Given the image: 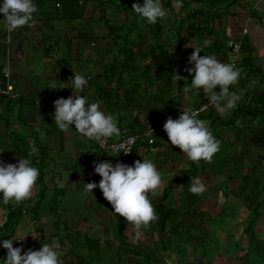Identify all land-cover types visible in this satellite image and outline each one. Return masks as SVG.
I'll use <instances>...</instances> for the list:
<instances>
[{"label":"crops","instance_id":"1","mask_svg":"<svg viewBox=\"0 0 264 264\" xmlns=\"http://www.w3.org/2000/svg\"><path fill=\"white\" fill-rule=\"evenodd\" d=\"M96 1L101 0H91L84 17L75 19L65 15L64 11L73 12L74 9L73 6L67 9L61 6L62 0H34L38 11L33 14V23L11 33L0 26V80L12 84L19 96L16 100L0 98V160L15 163L18 156L30 155L38 169L44 156L48 160L47 188L39 182L38 176L31 197L25 200L28 214L19 223L25 227L31 225V234L36 236L25 238L29 247L34 249L41 240L50 242L57 238L62 245L61 250L66 249L61 237L63 225L58 215L90 237L104 241L111 239L118 245L111 233L114 227L110 226H119V219L124 217L112 212L110 203L99 188L93 189L94 195L85 197L81 194L85 183H98L101 179L94 173V161L110 160L115 164L119 160L131 165L138 159L152 160L162 177V187L156 195L148 193L153 205H166L167 201L162 199L164 192H174L176 185H184L185 188L182 178L191 161L178 146L168 144L166 133L156 134L152 139L144 137V133L151 125L164 124L168 117L177 118L185 107L197 110L208 104L202 92L198 96L183 91L190 86L184 81L191 79L186 68L190 67L187 60L194 50L193 45H206L200 55L215 56L223 63L230 60V41H241L243 46L241 76L235 85L230 86L241 99L225 114L217 113L213 107L214 129L219 126V132L210 131L220 142V149L225 144L229 145L224 148L232 150L235 161L222 177L217 172L215 160V173L205 184L207 195L202 197V193L198 194V202L205 211L213 204L219 206L224 199L223 186L226 191L231 188V192L225 191V196L230 194L236 200L234 204L238 203L240 215L244 207L248 214L250 201H246V197L253 198L254 186L264 183V0H162L167 15L162 18L164 29L161 32L149 31L146 25L137 24L135 15L125 11L118 13L123 19L111 18L108 12L114 7L97 10ZM132 2L142 4L143 0ZM194 11L201 12V31L194 36L183 31L181 36H177L175 25ZM116 21L127 24L118 35L119 43L113 40L114 35L110 32L111 23ZM204 22L210 25L206 26ZM129 23L132 24L131 29ZM179 38L183 39L180 47L178 43L176 45ZM223 38L227 43L219 47L217 42ZM144 40L150 41L146 44ZM155 42L169 49L170 56L164 62L148 56L150 45L152 50ZM118 47V57L112 56L113 49ZM123 48L133 49L135 57L128 60ZM73 71L88 78L86 91L89 99L101 102V108L116 118L121 133L130 128L141 135L137 149L128 158L109 155L96 141L82 138L72 129L60 131L56 127L53 121L54 101L73 94L70 88L56 86L67 83L73 77ZM175 72L188 78L173 84ZM209 124L207 122L208 129ZM122 135L112 139L119 140ZM245 177L247 187L251 189L247 192L239 187ZM56 189L63 191L58 215L51 205ZM192 196H189L190 201ZM260 198L264 199V192ZM40 200L39 233L36 234L32 211ZM7 209V205L0 203V226L5 222ZM171 209L165 212H172ZM194 209L191 206L188 214ZM190 220L191 215L185 221ZM263 222L264 219L258 226H264ZM124 224L133 226L125 219ZM130 229L135 240L145 238L142 229ZM107 232L110 235L107 236Z\"/></svg>","mask_w":264,"mask_h":264},{"label":"clouds","instance_id":"2","mask_svg":"<svg viewBox=\"0 0 264 264\" xmlns=\"http://www.w3.org/2000/svg\"><path fill=\"white\" fill-rule=\"evenodd\" d=\"M132 10L138 17L152 24L167 15L162 0H143L142 4L136 2L133 3ZM37 11L34 0H0V13L3 14L0 26L9 33L14 32L33 23V14ZM193 46L194 50L187 60L190 67L186 68L191 79L184 81L190 86L185 87L183 91L198 96L202 92L208 100V105L214 107L217 113L229 112L241 99L237 92L230 91V86L235 85L241 76L240 70L232 63L219 61L215 56H201L200 52L204 51L206 45ZM73 73L67 83L56 86L61 89L70 88L73 94L54 101L53 121L60 131L72 129L80 137L96 141L104 147L112 138L121 136V128L116 118L101 108L100 101L89 99L86 91L88 78L84 74L74 71ZM182 78L188 77H182L175 72L172 83L175 84ZM163 128L168 144L178 146L191 162H211L214 154L219 151L220 142L208 129L207 122L199 118V112L195 109L185 107L177 118L168 117ZM132 143L134 138L129 137L118 144V152L115 154L104 152L112 156H119L121 151L128 154L131 152ZM75 155L78 156V153ZM18 157L15 163L0 160V203L4 205H16L30 198L40 174L30 155ZM93 164L94 173L101 179L98 183H85L81 193L83 196L94 195L93 189L99 188L103 197L110 203L112 212L124 217L126 222L137 230L148 226L156 218L148 193L156 195L162 187V177L152 160L138 159L131 165L119 160L115 164L110 160L99 163L94 161ZM189 191L192 194H201L205 191V185L198 178L194 179ZM29 235H32L31 225L25 227L22 223L17 227L15 235L0 239V247L6 249V256L2 258L4 264H59L62 245L57 238L42 244L38 250L29 248L24 251L23 243L13 246L14 242H23Z\"/></svg>","mask_w":264,"mask_h":264},{"label":"trees","instance_id":"3","mask_svg":"<svg viewBox=\"0 0 264 264\" xmlns=\"http://www.w3.org/2000/svg\"><path fill=\"white\" fill-rule=\"evenodd\" d=\"M132 1L135 2L137 0H123L122 2H119L118 0H101L100 2L96 1L97 3L95 6L98 5L96 7L97 10L100 7L102 10V8L113 6L117 11L121 10L122 12L125 11L130 15H135L138 20L137 24L141 26L146 25L149 31L161 32L164 29L163 25L161 24L162 19H158L155 24H151L146 23L144 19L138 17L132 10ZM90 3L91 0H62V3H60V5H63V7H65L66 9L71 8L70 6H73V12L66 10L64 11L65 15L75 19H80L86 14ZM183 9L184 8H182V10ZM200 16L201 12L194 11L193 13L190 12L185 19H181L180 22L175 25L177 36H181L183 31L189 32V34L192 36H194L198 31H201L202 23H200L199 21ZM203 24L206 26L210 25V23L208 22H204ZM124 26H127V24L122 25L117 21L111 23L110 32L114 35L113 40L115 42L119 43L121 41L118 35L120 31L123 30ZM133 26H135V24ZM210 27L211 28H209V30L212 31L213 28L212 26ZM182 40V38L176 40V45L178 43V47L182 45ZM144 41H146V44H148L147 42L150 40ZM170 41H172V39H170ZM224 43H227V41L223 38L218 40L217 45L219 47H222L224 46ZM126 56L128 57V60L133 59V57H135V51H133V49H129ZM148 56L153 59L158 58L160 62H164V60L170 56V53L167 47H163L161 43L157 44V42H155V44L152 45V50L150 45ZM163 72L165 73V70H163ZM201 107L202 105L198 109H200ZM212 109L213 107L209 106L206 110V112H208L206 113L204 111L206 114L203 112L199 114L200 119L210 123V131L214 130L216 121L215 112ZM137 145L134 148L133 152L135 151V149H137ZM261 158L263 159V156H261ZM40 161L39 182L44 185L45 188H47L46 177L48 175V160L44 156V158ZM191 166L192 167H190L186 171L182 178L185 184V188L181 194V199L175 200L174 195L172 196V190H170L171 192L165 191L162 199L164 201H167V204L153 205L156 213V218L152 222H150L149 229L147 226L142 227V230L144 232L143 236L147 240L154 241L155 233L159 234L156 242H154L155 244H157V248L154 251L151 250V252L148 251L146 247H140L136 244H130L127 242V225L121 221L122 218L119 219V226H121V228H119L118 230L119 238L115 240L118 241L117 246L115 245L116 243H114L111 239L104 241L101 238H92L89 236V234L82 232L78 228V226H71L69 221H64L63 217L58 215V211L61 207V197L63 191L56 189V192L54 194L55 197L52 200L51 205L54 208V203H59V207L56 210L54 208L53 211L55 213L57 212L58 218L63 225L61 226V237L62 241L66 245V249L63 251L61 250L59 264H163L165 262V259L163 256H159V252L162 250L169 251V244L172 242V240L176 239V237H183V243L177 245V254L179 255L180 264H219L218 261L216 262L214 259L218 256L220 258L223 255H225V257L227 258V262H225V264H229L228 254H233L241 264H264V251L257 243V229L259 227L258 225L261 224V221L264 219V208L262 209V207L264 206V199L260 198V196L264 192V183L254 186V189H252V192L254 194L253 198H251V196L246 197V201H250V207H248L249 212L243 221H238V217L233 221L228 220L230 224L231 222H233L231 224L232 227H230L228 231L221 228L210 229V227L206 224L210 223L211 221H214L215 223L216 219L210 213L205 212L204 208L200 206L198 202V195L192 194L189 191V187L191 184L188 183L187 178L190 182V175L194 172L193 170H191L195 167L194 162H191ZM229 171L230 166L223 167L220 171V176H225ZM247 186V177H245L244 180L240 182L239 187L243 191L247 192V190H251ZM45 188L43 189L44 193H46ZM43 194L41 199H43ZM189 196L193 197L192 201L189 200ZM56 197L58 198V200L55 202V199H57ZM179 202L180 206H177V203ZM41 203L42 201L40 200L37 208H34V210L32 211L34 226L33 229L34 231H36V234L39 233V212H41ZM191 206L195 209L190 212V222H186L183 216L185 213H188L191 210ZM7 208V221H5L2 226H0V236H3L0 237V239H7V235H15L17 226L26 216V214H28L23 213L22 207H15V205L12 204H8ZM169 208H172V212H165ZM163 209H165L164 212ZM238 227H242V231L240 233V236L236 238L235 230L238 229ZM218 231L222 233L227 232L225 235V238L227 239L226 242H228L226 251H221L222 246L219 244L220 237H218ZM213 236L215 237L216 243L211 240ZM40 242L41 243L37 244V248L41 247L44 243H49V241L44 240H41ZM214 244L216 245L215 248L217 252L211 250ZM184 245L191 246L195 254L196 261L191 262L190 259L183 258L185 253ZM13 246L16 247L19 245L17 242H14ZM29 248L26 247L24 251H27ZM4 251H6V249L0 252ZM114 254L118 257L117 261L113 260V258L116 257Z\"/></svg>","mask_w":264,"mask_h":264},{"label":"rangeland","instance_id":"4","mask_svg":"<svg viewBox=\"0 0 264 264\" xmlns=\"http://www.w3.org/2000/svg\"><path fill=\"white\" fill-rule=\"evenodd\" d=\"M118 13H125V12H118L115 8H110L109 12H108V15H110V17L114 18V19L122 18L121 14H118ZM128 25H130V29H131L132 28V24L129 23ZM136 42H138V40H136ZM119 48L120 47L113 49L112 56L116 55V57H118ZM127 52H128V50L123 48V53L127 54ZM156 124H159V123H156ZM215 129H214V131H216V133H217V131L219 132V126L216 125ZM226 145L227 144L223 145V148H221V149L219 148V151L214 154V158H212L211 162H207V161H204V160H201L198 163L194 162L195 167L193 169H191L194 172H193V174L190 175V182H189V180L187 178L188 183L191 184L194 179L198 178L205 185L208 181H211L210 177H211V175L213 176L214 173H215V171H214L215 167H216L215 164L218 163L217 167H216L217 172H220L223 167L231 166L232 164H234L235 159L233 158L234 155L232 154V150H230L229 148L225 149L224 147ZM227 146H229V145H227ZM215 160L217 161V163L215 162ZM190 167H192V166H190ZM236 168H239V167L236 166ZM183 188H184V185H183V187H181V186L178 187V185H176V187L174 188V192H173L175 200L181 199V194H182ZM221 188H222L223 191L224 190L226 191V188H224L223 186ZM225 191H224V196H223L224 199H222L220 201L222 204H220L219 206L218 205L214 206V204H213L212 207H209V211H205L204 210L205 212L210 213L216 219L215 223H214V221H211L210 223L206 224L207 226L210 227V229L221 228L223 230L228 231V229L230 227H232L231 224L233 223V222H231V224H230L228 222V220H232L233 221L237 217H239L238 219L243 220L245 218L246 214H247V210H245V207H244V209H243L244 212H242V214L240 215L239 208L237 207L238 203L234 204V202L236 200L232 199L230 194H226V196H225ZM226 192H231V188H228V191H226ZM205 195H207V193H205V192L202 193V197H204ZM57 200H58V198L55 199V202ZM247 203H249V202H247ZM58 205H59V203H57V204L54 203L55 210L59 207ZM245 206H246V204H245ZM183 217L185 218V220H188V218L190 217V214L185 213ZM208 218H210V217H208ZM124 219L125 218H123L121 221L124 222ZM110 227H114V228H112L111 233L113 232L112 235H113L114 239H118L119 238V235H118L119 231L118 230H119V228H121V226H110ZM115 227H117V228H115ZM130 227H134V226H126V228H127L126 236H127V242L128 243L136 244V245H138L140 247H146V249H148V251H150V252H151V250L152 251L156 250L157 244L154 243V242H156L155 240L154 241L153 240L150 241V240H147L146 238H143L142 240H139V239L135 240V238L133 237V235L131 233ZM147 227L149 229V226H147ZM241 231H242V227H238V229L235 230L236 238H238L240 236ZM218 232H219L218 233V237H220V240H221V241L219 240V242H220L219 244L222 246L221 251L222 250L226 251V248L228 247V242H226L227 239L225 238V235H226L227 232H224V233H222L220 231H218ZM257 234H258L257 243L261 247V249L264 251V229H263L262 225H260L258 227ZM106 235L107 236L110 235V232H107ZM158 236H159V234L155 233V235H154L155 239H157ZM211 240L216 243L214 236L211 238ZM17 243H18L19 246H20V243H23V246H24L23 250L26 247L29 248V243H27L26 240H24L23 242H17ZM39 243H41V242H39ZM182 243H183V237H176V239L172 240V242L169 244V246H170L169 247L170 248L169 251L162 250V251L159 252V256H161V257L163 256L164 259H165V262L163 264H180L179 263V255L177 254V245L178 244H182ZM30 244L33 245L32 242H30ZM215 247H216V245L214 244L213 248H211V250L217 252ZM39 248L36 247L34 249L38 250ZM223 248H225V249H223ZM184 249H185V253H184V257L183 258L184 259L188 258V259L191 260V262L196 261L195 254H194L193 249L191 248V246L184 245ZM3 250L4 249L2 247H0V251H3ZM5 256H6V251L0 252V264H4L2 258H5ZM115 256L116 257L113 258V260L117 261L118 257H117V255H115ZM228 257H229V264H241L240 261L233 254H228ZM214 260L216 262L218 261L219 264H225V262H227V258L225 257V255L221 256L220 258L218 256Z\"/></svg>","mask_w":264,"mask_h":264},{"label":"built area","instance_id":"5","mask_svg":"<svg viewBox=\"0 0 264 264\" xmlns=\"http://www.w3.org/2000/svg\"><path fill=\"white\" fill-rule=\"evenodd\" d=\"M229 48H230V60L228 61V63L234 64L241 72V68H240V59H241V52H242L241 41H235V40L230 41ZM230 90H231V88H230ZM217 91H219V90H217ZM3 97L8 98L10 100H16L19 97L14 86L12 84H10L9 82H7L6 80H0V98H3ZM208 107H209L208 104L203 105L197 111L200 114L201 112L206 111L208 109ZM163 125L164 124L151 125L147 129V131L144 133V137H146L148 139H152L156 134L166 133L164 128H163ZM122 134L123 135H122L121 139H119V140L111 139L107 142V144L104 147H101V145L99 143H98V146L103 151H108L110 153L115 154L116 152H118V144L120 142L125 141L127 138L132 137V138H134V143H132L130 145V151L131 152L128 154H124L123 151H121L119 156H118L121 159H126L132 154L134 148L136 147V145L138 144V142L141 138V135L134 133L130 128L124 129ZM15 207H22L23 213H27V209L25 208V200L19 204H16ZM5 221H7V216L5 217Z\"/></svg>","mask_w":264,"mask_h":264}]
</instances>
